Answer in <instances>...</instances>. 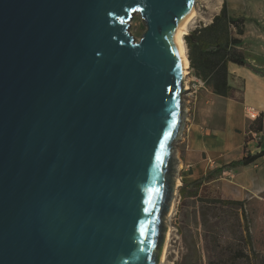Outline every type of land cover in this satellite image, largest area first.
<instances>
[{
	"label": "water",
	"instance_id": "obj_1",
	"mask_svg": "<svg viewBox=\"0 0 264 264\" xmlns=\"http://www.w3.org/2000/svg\"><path fill=\"white\" fill-rule=\"evenodd\" d=\"M198 3L0 0V264L160 263Z\"/></svg>",
	"mask_w": 264,
	"mask_h": 264
},
{
	"label": "rangeland",
	"instance_id": "obj_2",
	"mask_svg": "<svg viewBox=\"0 0 264 264\" xmlns=\"http://www.w3.org/2000/svg\"><path fill=\"white\" fill-rule=\"evenodd\" d=\"M224 1L199 0L197 16L189 25V32L201 23H210L212 18L220 12ZM226 2L228 13L231 16H244L246 18L242 48L244 54L264 64V0H226ZM145 29L141 16L134 14L130 21V33L136 40H139ZM188 78L190 88L182 96L187 110L186 124L191 119L193 112H196V114L204 116L206 119L209 118V123L203 122L202 127L211 129L214 125H217V128H223L221 115L218 113L214 115V118L211 116L214 104L211 88L205 86L202 83L203 81L196 77L192 69H190ZM187 130L188 126L185 125L180 140L175 143L176 177L177 181H180V185L177 188L175 206H172L173 210L168 214L166 220L167 231L171 227V239L165 264H183V262L193 264L194 243L197 244L201 254V264H209V262L218 264L221 258L224 260V264H233L230 258L236 250L243 248L246 253H251L249 247L240 239V225L237 218L238 208L218 209L215 213H210L208 222L203 224L199 213L201 202L192 198L183 200L180 197L179 190L182 183L193 180L192 177L187 176L190 170L185 171L181 161L184 137ZM253 144L251 143V145ZM247 147L246 143V150ZM238 153L239 151H236L230 154L229 157ZM203 157L206 164L211 166L208 170L215 169L222 164L221 157L215 154L206 152ZM219 177L221 179L217 180L216 178V180L204 182L200 189L203 198L221 197L231 199L225 193L231 190L235 191L238 187L236 183H233V174H222ZM242 200H245L244 208L249 221L253 248L264 256V192ZM233 262L234 264H253L251 260L246 258H239Z\"/></svg>",
	"mask_w": 264,
	"mask_h": 264
},
{
	"label": "trees",
	"instance_id": "obj_3",
	"mask_svg": "<svg viewBox=\"0 0 264 264\" xmlns=\"http://www.w3.org/2000/svg\"><path fill=\"white\" fill-rule=\"evenodd\" d=\"M245 22L246 18L244 16L233 17L228 13L225 0L220 12L212 18L210 23H201L184 36L190 69H192L196 77L206 82L215 95L222 97H231L233 95L234 89L229 84L230 63L248 66L255 72L264 74V72L249 62L242 50ZM250 130L264 131V114H260L258 118L250 123L247 133ZM259 147H261V144H259ZM260 158L264 159V148L255 153L245 148V155L240 159L220 165L199 179L183 182L179 190L181 199L192 198L201 202L199 213L203 224L208 222L210 213H215L218 209L238 208L237 218L240 225V239L249 247L251 253H246L243 248L236 250L230 258L233 264V261L239 258L249 259L253 264H264V256L253 248L249 221L244 208L245 200L221 197L203 198L200 189L205 181L214 180L219 175L230 172L236 167L252 164ZM193 247V264H201V254L197 244L194 243ZM183 264L185 263L183 262ZM209 264H215V262H209ZM218 264H224V260L221 258Z\"/></svg>",
	"mask_w": 264,
	"mask_h": 264
},
{
	"label": "crops",
	"instance_id": "obj_4",
	"mask_svg": "<svg viewBox=\"0 0 264 264\" xmlns=\"http://www.w3.org/2000/svg\"><path fill=\"white\" fill-rule=\"evenodd\" d=\"M246 57L253 66L264 72V64L248 55ZM229 84L234 89L231 97L218 96L211 91L214 98L211 116L214 118V115L219 113L222 117L223 128H217V125L211 129L202 127L203 122L209 123V118L206 119L196 112H193L191 119L185 124L188 126V130L184 137L181 161L184 170L191 171L187 174L188 177H192L191 181L199 179L211 171L208 170L211 166L206 164L203 157L206 152L221 157L222 164L220 165L243 157L247 143V129L253 121L252 114H264L263 73L255 72L248 66L230 63ZM206 86L208 85L206 84ZM261 148H264V140L261 147L256 144H248L247 150L255 153ZM236 151H239L237 155L229 157ZM227 173L233 174V183L238 185L235 191L231 190L225 193L223 189L225 195H229L231 199L242 200L264 192L263 158L247 166L236 167Z\"/></svg>",
	"mask_w": 264,
	"mask_h": 264
},
{
	"label": "bare ground",
	"instance_id": "obj_5",
	"mask_svg": "<svg viewBox=\"0 0 264 264\" xmlns=\"http://www.w3.org/2000/svg\"><path fill=\"white\" fill-rule=\"evenodd\" d=\"M196 16H197V4L193 7V9L189 13V15L184 19V21L182 22L181 26L179 27V30L177 33V44H178L179 52H180L181 57L183 58V62H184V75H185V79H184L185 84L184 85H185L186 89L190 88V81L188 78V76L190 74V63H189V59H188V55H187V46H186V43L184 41V35L189 32V25L191 24V22H193V20L195 19ZM202 83L206 86L205 81H203ZM179 185H180V181L179 180L177 181V177H176V183H175V192L176 193H175L174 203L172 205L173 207L175 206V202L177 199V188ZM171 210H173V209H171ZM170 239H171V227L166 232L165 243L163 245L161 259H160L159 264H165L166 263Z\"/></svg>",
	"mask_w": 264,
	"mask_h": 264
},
{
	"label": "built area",
	"instance_id": "obj_6",
	"mask_svg": "<svg viewBox=\"0 0 264 264\" xmlns=\"http://www.w3.org/2000/svg\"><path fill=\"white\" fill-rule=\"evenodd\" d=\"M186 112H187V110H186ZM252 115H253L252 116L253 117V120L259 117V115H256L254 113ZM247 139H248L247 140V145L248 144H251V143H254L256 145L262 144V142L264 140V132H258V131H255V130H250L247 133Z\"/></svg>",
	"mask_w": 264,
	"mask_h": 264
}]
</instances>
